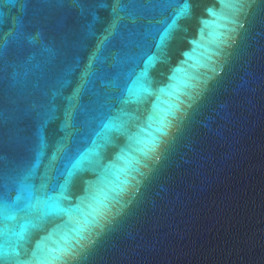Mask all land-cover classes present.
Segmentation results:
<instances>
[{
    "label": "water",
    "instance_id": "water-1",
    "mask_svg": "<svg viewBox=\"0 0 264 264\" xmlns=\"http://www.w3.org/2000/svg\"><path fill=\"white\" fill-rule=\"evenodd\" d=\"M0 264H264V0H0Z\"/></svg>",
    "mask_w": 264,
    "mask_h": 264
}]
</instances>
